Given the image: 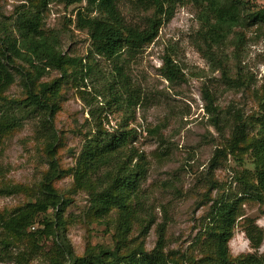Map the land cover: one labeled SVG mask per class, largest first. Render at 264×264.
Returning a JSON list of instances; mask_svg holds the SVG:
<instances>
[{
	"label": "rangeland",
	"instance_id": "rangeland-1",
	"mask_svg": "<svg viewBox=\"0 0 264 264\" xmlns=\"http://www.w3.org/2000/svg\"><path fill=\"white\" fill-rule=\"evenodd\" d=\"M246 1L252 6L264 4V0ZM24 3L30 4L27 0H0V21L8 29L13 28L16 7ZM85 4V0L70 5L65 0H51L42 14L43 28L55 34L61 51L90 64L84 84L79 78L75 81L70 78L61 84L57 99L59 109L54 116L57 136L62 142L57 148L60 164L64 168L75 165L86 137L98 128L107 130L115 140H122V150L143 152L147 171L139 187L140 199L144 201L140 214L152 213L155 218L143 238L145 248L150 250L155 246L159 223L164 222L166 250H190L198 254V250L190 246L203 230L201 218L212 203L205 200L207 189L210 188L212 196L217 189L224 194L238 191L242 183L237 176L247 166L228 154L215 168H209L210 159L224 138L208 120L202 90L206 86L223 111L231 108L240 110L245 116L258 115L261 112L258 94L264 83V31L257 32L254 26L245 31V41L237 59L233 57L231 46L225 48L231 73L234 66L239 65L244 74L251 76L249 88L236 90L225 85L220 72L212 71L193 45L192 38L199 23L192 5H177L173 17L161 26L150 44L132 55L122 53L116 59H108L91 51L87 31L75 25L76 11ZM119 8L127 21L141 22L142 12L133 8L132 0H119ZM166 53L182 67L183 80L180 82L170 83L160 72ZM18 63L31 70L24 62ZM117 66L122 67L127 86L122 85ZM60 75L59 70L50 68L39 79L52 80ZM25 91L20 77L16 76L5 91L7 101L23 99ZM6 104L3 103L2 108L7 107L20 123L0 140V186L20 183L35 188L47 169L44 140L37 131L38 113H30L28 109L24 112L15 103ZM157 126L158 132L155 131ZM224 133L228 135L227 130ZM250 133L256 134L257 128ZM160 150L163 155L158 156ZM245 158L247 160V155ZM54 185L69 198L63 218L67 222L65 233L74 251L81 254L87 243L112 246L114 226L111 221L108 224L97 220L89 212L88 192L72 190L73 174H65ZM25 201L24 194L0 193V211L9 212ZM242 209L243 216L238 217L228 244L232 257L254 251L241 226L242 217L254 219L264 232V201L246 200ZM109 214L113 220L115 213ZM40 228L42 225L35 223L30 230ZM132 228L131 238L138 235V226ZM3 236L0 228V239ZM55 241L53 236L43 237L26 264H52L49 256ZM26 244L25 240L10 244L5 247L4 254L0 240V264H22L17 261L16 254L26 251ZM258 252L264 253V235Z\"/></svg>",
	"mask_w": 264,
	"mask_h": 264
},
{
	"label": "trees",
	"instance_id": "trees-1",
	"mask_svg": "<svg viewBox=\"0 0 264 264\" xmlns=\"http://www.w3.org/2000/svg\"><path fill=\"white\" fill-rule=\"evenodd\" d=\"M27 1L29 6L24 3L16 7L12 29L0 21V140L20 123L7 107L2 108L3 103L9 106L15 103L24 112L27 109L30 113L37 112V131L44 140L47 169L35 188L20 183L0 186L1 194L26 196V201L11 211H0V228L4 232L0 239L1 251L6 254V246L25 240L28 249L16 255L19 263L26 264L43 237L53 236L56 241L49 256L52 264H264V253L258 252L264 232L254 219L242 217L241 224L254 251L232 257L228 245L238 217L243 216L242 204L246 200L264 201V83L258 94L261 112L248 116L238 109L223 111L216 104L213 93L204 86L202 97L208 120L224 138L223 144L215 149L209 168H215L222 158L232 155L235 161L247 165L237 176L242 188L229 194L217 189L215 196L210 194V188L207 189L205 200L212 203L201 218L203 230L190 246L197 249L198 254L190 250H166L164 222L159 223L155 246L148 250L143 238L155 218L152 213L141 215L144 201L140 199L139 187L147 171L143 152L122 150V140L117 141L107 130L98 128L86 137L75 165L64 168L60 164L57 148L62 142L57 136L54 116L59 109L57 99L61 84L70 78L83 82L90 64L62 52L55 34L43 28L42 14L51 0ZM65 1L70 5L82 0ZM85 1V6L76 11L75 25L87 31L91 51L108 59H116L122 53H136L158 36L161 26L173 17L177 5H192L199 23L192 38L197 51L208 61L212 71L220 72L228 88L246 90L251 86V76L244 74L241 66H234L231 73L225 48L231 46L233 57L237 59L245 41V31L253 26L257 32L264 31V4L252 6L246 0H132L133 8L142 12V16L141 22H129L121 13L119 0ZM18 61L31 70H26ZM50 68L59 70L61 75L40 81ZM181 68L169 53L163 56L160 72L170 83L183 80ZM116 69L122 85L127 86L122 67ZM16 76L25 87V96L8 102L5 91ZM254 93L256 95L257 91ZM158 127H155L157 132ZM254 128L257 133H250ZM157 155H163L162 151ZM68 173L74 176L73 191L84 189L88 192L89 212L97 220L108 224L111 221L114 226L112 246L87 243L81 254L74 251L66 236L67 222L63 218L69 198L54 185ZM50 209L51 214L48 213ZM112 211L115 213L113 220L109 214ZM35 223L42 228L31 231ZM133 225L138 226V235L131 238Z\"/></svg>",
	"mask_w": 264,
	"mask_h": 264
}]
</instances>
